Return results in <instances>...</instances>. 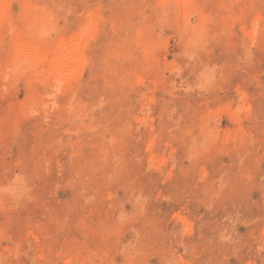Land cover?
Returning <instances> with one entry per match:
<instances>
[{
	"label": "rangeland",
	"instance_id": "1",
	"mask_svg": "<svg viewBox=\"0 0 264 264\" xmlns=\"http://www.w3.org/2000/svg\"><path fill=\"white\" fill-rule=\"evenodd\" d=\"M0 264H264V0H0Z\"/></svg>",
	"mask_w": 264,
	"mask_h": 264
},
{
	"label": "bare ground",
	"instance_id": "2",
	"mask_svg": "<svg viewBox=\"0 0 264 264\" xmlns=\"http://www.w3.org/2000/svg\"><path fill=\"white\" fill-rule=\"evenodd\" d=\"M71 44H74V43H71ZM74 45H75V44H74ZM70 46H71V45H70ZM69 49H71V47H70ZM63 55H64V54H63ZM67 56H68V55H67ZM64 57H65V56H64ZM66 58H67V57H66ZM60 61H61V63H62V62L64 61L63 58H61ZM66 61H68V58H67V60H65L64 62H66ZM66 63H67V62H66ZM63 64H64V63H63Z\"/></svg>",
	"mask_w": 264,
	"mask_h": 264
}]
</instances>
